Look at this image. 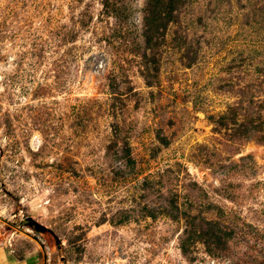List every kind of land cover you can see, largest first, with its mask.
<instances>
[{
    "label": "rangeland",
    "instance_id": "374dc122",
    "mask_svg": "<svg viewBox=\"0 0 264 264\" xmlns=\"http://www.w3.org/2000/svg\"><path fill=\"white\" fill-rule=\"evenodd\" d=\"M0 219L44 264H264V0H0Z\"/></svg>",
    "mask_w": 264,
    "mask_h": 264
},
{
    "label": "crops",
    "instance_id": "0c3cea01",
    "mask_svg": "<svg viewBox=\"0 0 264 264\" xmlns=\"http://www.w3.org/2000/svg\"><path fill=\"white\" fill-rule=\"evenodd\" d=\"M0 219V264H44L42 243L34 235L23 236L15 230L3 231Z\"/></svg>",
    "mask_w": 264,
    "mask_h": 264
},
{
    "label": "water",
    "instance_id": "95a60500",
    "mask_svg": "<svg viewBox=\"0 0 264 264\" xmlns=\"http://www.w3.org/2000/svg\"><path fill=\"white\" fill-rule=\"evenodd\" d=\"M34 223H36V222H34V221L31 222V224H34ZM36 225L38 226V224H36Z\"/></svg>",
    "mask_w": 264,
    "mask_h": 264
}]
</instances>
